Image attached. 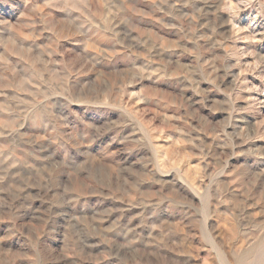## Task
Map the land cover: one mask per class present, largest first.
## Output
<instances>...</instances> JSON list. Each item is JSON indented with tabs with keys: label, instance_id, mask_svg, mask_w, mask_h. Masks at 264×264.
<instances>
[{
	"label": "rangeland",
	"instance_id": "1",
	"mask_svg": "<svg viewBox=\"0 0 264 264\" xmlns=\"http://www.w3.org/2000/svg\"><path fill=\"white\" fill-rule=\"evenodd\" d=\"M0 264H264V0H0Z\"/></svg>",
	"mask_w": 264,
	"mask_h": 264
}]
</instances>
